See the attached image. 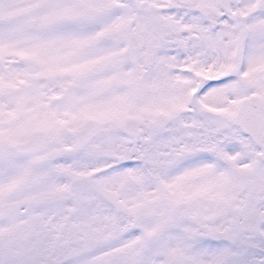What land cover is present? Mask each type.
<instances>
[{
  "label": "snow or ice",
  "instance_id": "6c2138e0",
  "mask_svg": "<svg viewBox=\"0 0 264 264\" xmlns=\"http://www.w3.org/2000/svg\"><path fill=\"white\" fill-rule=\"evenodd\" d=\"M0 264H264V0H0Z\"/></svg>",
  "mask_w": 264,
  "mask_h": 264
}]
</instances>
